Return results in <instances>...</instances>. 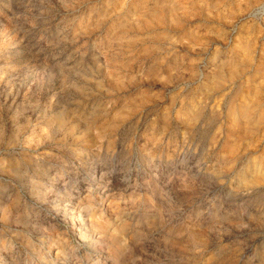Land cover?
<instances>
[{
  "label": "clouds",
  "instance_id": "clouds-1",
  "mask_svg": "<svg viewBox=\"0 0 264 264\" xmlns=\"http://www.w3.org/2000/svg\"><path fill=\"white\" fill-rule=\"evenodd\" d=\"M22 6L0 0V264H264V0Z\"/></svg>",
  "mask_w": 264,
  "mask_h": 264
},
{
  "label": "rangeland",
  "instance_id": "rangeland-1",
  "mask_svg": "<svg viewBox=\"0 0 264 264\" xmlns=\"http://www.w3.org/2000/svg\"><path fill=\"white\" fill-rule=\"evenodd\" d=\"M5 2H7V0H5ZM12 11L16 14H23L24 8L22 6V0H12ZM3 27H10V26L7 25V22L5 20L0 19V30H2Z\"/></svg>",
  "mask_w": 264,
  "mask_h": 264
}]
</instances>
